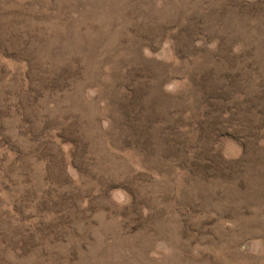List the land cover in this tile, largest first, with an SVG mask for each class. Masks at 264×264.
Returning a JSON list of instances; mask_svg holds the SVG:
<instances>
[{
    "label": "rangeland",
    "instance_id": "374dc122",
    "mask_svg": "<svg viewBox=\"0 0 264 264\" xmlns=\"http://www.w3.org/2000/svg\"><path fill=\"white\" fill-rule=\"evenodd\" d=\"M0 264H264V0H0Z\"/></svg>",
    "mask_w": 264,
    "mask_h": 264
}]
</instances>
